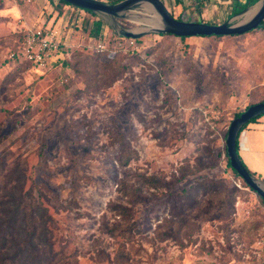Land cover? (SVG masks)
I'll return each mask as SVG.
<instances>
[{
    "label": "rangeland",
    "instance_id": "obj_1",
    "mask_svg": "<svg viewBox=\"0 0 264 264\" xmlns=\"http://www.w3.org/2000/svg\"><path fill=\"white\" fill-rule=\"evenodd\" d=\"M42 1L0 0V153L8 148L24 157L30 181L60 196L66 208L52 209L56 246L77 250L76 264H110L99 260V249L111 257L127 252L130 259L121 264H264V202L228 166L226 152L235 114L264 100V26L241 35L180 39L152 28L159 16L148 4L113 17L67 5L59 28L62 52L38 73L6 57L30 28L47 27ZM162 1L185 21L236 24L246 16L231 19L229 0ZM11 3L39 4L40 20L32 13L25 19L24 11L10 15L5 7ZM87 19L88 28L94 19L104 22L97 39L83 33ZM123 30L145 34L137 41ZM99 42L104 50L96 49ZM124 146L135 151L127 167L118 163ZM198 154L214 165L177 181L180 168ZM136 173L163 182L153 188ZM204 177L238 189L230 230L220 220L206 221L192 241L182 235L185 247L156 241L153 230L163 218L185 214L182 189ZM120 179L143 193L132 201L139 232L130 240L100 231L107 203L121 197Z\"/></svg>",
    "mask_w": 264,
    "mask_h": 264
},
{
    "label": "trees",
    "instance_id": "obj_2",
    "mask_svg": "<svg viewBox=\"0 0 264 264\" xmlns=\"http://www.w3.org/2000/svg\"><path fill=\"white\" fill-rule=\"evenodd\" d=\"M118 1L120 0H110L112 3ZM256 1L249 0L246 3H237L230 16L237 15ZM57 2L55 10L58 12V16L62 14V8L65 5L76 8L64 0H58ZM175 3L180 5L182 0H175ZM89 12L93 13L92 11ZM87 21L83 31L89 33L90 36L98 38L102 32L104 22L101 19H94L88 28L89 19ZM262 26H264L263 21L260 24V27ZM181 38L184 39L186 37L183 36ZM136 40L138 41V39ZM20 44H17L13 49H16ZM61 49L62 47L59 54L62 52ZM26 64L30 65L28 62ZM118 72L115 75L119 76L121 74V72L120 74ZM114 79L116 78L113 77L111 81H114ZM242 112H237L235 117H238ZM261 116L251 119L242 129ZM236 146L238 150V139ZM134 154V150L126 146L122 147L118 157L119 165L121 167L129 166L131 159L135 156ZM227 164L231 167L229 158H227ZM243 164L252 175H257L264 180L262 175L252 172L244 162ZM213 165L214 163L206 162V159L201 154H198L194 158L193 164L190 163V160H187L185 165L180 168V176L177 181H182L187 176L195 175L199 171ZM30 169L24 157L16 156L8 148L1 151L0 264H76L79 259L77 250L66 252L65 246L60 245L57 247L54 239L56 226L52 209L57 212L66 207L56 193L52 191L44 192L33 180L32 182L30 181L32 177L29 174ZM232 170L236 175H239L233 168ZM137 175L142 183L153 188L158 187L163 182L157 175L141 173ZM133 184L129 180L120 179L118 192L121 197L110 200L107 203L106 210L101 214L100 231L110 238L130 240L133 238V234L139 232L138 224L134 218L135 208L132 201L135 196L140 197L143 193L141 188ZM237 190L236 187L230 186L222 178L204 177L197 180L190 189H182L185 200L183 202L188 204L185 214L179 212L175 216L170 215L163 218L153 230L154 238L156 241L176 240L182 247H185L187 245L181 242V237L183 238L184 236L189 241H192V235L195 231L201 229L202 222L220 220L221 228L226 231L230 230L228 220L232 217L234 211ZM260 198L264 202L261 196ZM176 206H178V203L174 209H176ZM110 213L112 217L109 216ZM97 257L99 260H108L110 264H117L123 259L127 262L130 259L125 251H120L114 257H111V254L103 249H99Z\"/></svg>",
    "mask_w": 264,
    "mask_h": 264
},
{
    "label": "water",
    "instance_id": "obj_3",
    "mask_svg": "<svg viewBox=\"0 0 264 264\" xmlns=\"http://www.w3.org/2000/svg\"><path fill=\"white\" fill-rule=\"evenodd\" d=\"M64 1L75 7L111 17L122 15L123 12L136 5L148 4L155 10L159 16L160 23H162V27L154 28V30L159 34H174L179 37L241 35L258 28L264 20V0L259 1V3L262 2V5L252 16L236 24H232L229 19L219 24L181 20L171 14L162 0H120L115 3H107L102 0ZM256 5L246 8L237 15L232 16L231 19L238 15L243 16ZM121 33L128 38L135 39L145 34V32H135L132 30H123ZM263 114L264 101L250 105L238 117H235L231 121L228 129L226 149L231 167L242 177L250 188L264 199V187L245 167L236 146L242 127L251 119Z\"/></svg>",
    "mask_w": 264,
    "mask_h": 264
},
{
    "label": "crops",
    "instance_id": "obj_4",
    "mask_svg": "<svg viewBox=\"0 0 264 264\" xmlns=\"http://www.w3.org/2000/svg\"><path fill=\"white\" fill-rule=\"evenodd\" d=\"M249 0H229L226 2H229L230 8L235 9L237 3H246ZM42 5L47 10V28H55L59 30L60 34V26L62 22L64 21V18L69 13L68 9H65V12L58 16V12L55 10L56 2H53V4L49 2V0L42 1ZM218 6V5H215ZM28 5H25V7H21L18 3H11L10 5L5 7V10L9 12L10 15L19 16L25 13V19L28 18L29 14L32 13L35 14V18L40 15L39 9L41 6L39 4L31 5L28 9ZM68 6L65 5L64 8H67ZM219 7V6H218ZM73 7H71L72 9ZM226 8V7H225ZM27 9V10H26ZM233 12V11H232ZM231 12V13H232ZM230 13V14H231ZM37 20H40V17L37 18ZM214 24H219V22H213ZM32 29V28H30ZM85 33V31H83ZM87 33V32H86ZM90 38H95L93 36H90ZM196 37V36H191ZM186 37V38H191ZM178 38L182 39L178 36ZM97 39V38H95ZM238 153L243 160V162L247 165V167L254 173L262 175L264 177V115L259 117L256 121L249 123L245 128H243L238 136Z\"/></svg>",
    "mask_w": 264,
    "mask_h": 264
},
{
    "label": "built area",
    "instance_id": "obj_5",
    "mask_svg": "<svg viewBox=\"0 0 264 264\" xmlns=\"http://www.w3.org/2000/svg\"><path fill=\"white\" fill-rule=\"evenodd\" d=\"M60 45L59 30L38 26L30 29L21 44L10 50L6 58L15 64L28 62L36 72L43 73L58 58ZM96 49L104 50L105 44L99 42Z\"/></svg>",
    "mask_w": 264,
    "mask_h": 264
},
{
    "label": "bare ground",
    "instance_id": "obj_6",
    "mask_svg": "<svg viewBox=\"0 0 264 264\" xmlns=\"http://www.w3.org/2000/svg\"><path fill=\"white\" fill-rule=\"evenodd\" d=\"M262 5V2H260L258 5H256L255 7L251 8L248 12H246V16L243 20H246L248 19L250 16H252L259 8L260 6ZM148 6V5H147ZM146 7V6H145ZM147 8V7H146ZM158 27H161V23L159 22V20H157V22L153 23L152 24V28H158ZM263 187H264V184L263 183H260Z\"/></svg>",
    "mask_w": 264,
    "mask_h": 264
}]
</instances>
